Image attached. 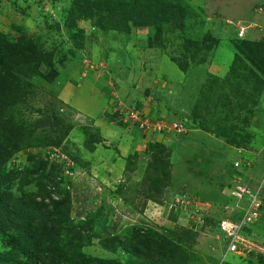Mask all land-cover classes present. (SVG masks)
<instances>
[{
  "label": "rangeland",
  "instance_id": "374dc122",
  "mask_svg": "<svg viewBox=\"0 0 264 264\" xmlns=\"http://www.w3.org/2000/svg\"><path fill=\"white\" fill-rule=\"evenodd\" d=\"M103 1L89 17L71 15L73 0H0V46L34 45L19 74L31 90L0 121L2 140L14 128L31 138L3 166L22 171L11 187L36 191L38 175L26 169L47 164L40 174L71 194L70 230L88 223L81 248L91 256L135 264L101 240L146 226L188 249L190 264H264V248L228 253L220 226L227 216L244 219L248 195L238 202L236 185L263 180L264 194V64L233 65L238 27L247 29L241 41L264 43V0H160L178 8L161 28L122 29ZM136 118L177 120L189 131L146 132ZM113 129L119 145L129 141L124 156L106 136ZM236 174L240 184L232 182ZM260 212L244 228L259 245ZM9 248L0 237V254Z\"/></svg>",
  "mask_w": 264,
  "mask_h": 264
},
{
  "label": "trees",
  "instance_id": "16d2710c",
  "mask_svg": "<svg viewBox=\"0 0 264 264\" xmlns=\"http://www.w3.org/2000/svg\"><path fill=\"white\" fill-rule=\"evenodd\" d=\"M109 1L113 8L107 11L118 19L114 24L115 29L129 28L130 25L139 27L156 25L161 28V25L167 22V19L176 16L178 11V8L166 9L162 4L164 2L160 0ZM103 2L73 0L70 13L72 16L89 13L91 17L92 7L104 9ZM69 30L73 32L72 28ZM241 40L234 45L236 57L233 65H238L244 59L264 64V43ZM33 47L32 42L0 46V121L5 112L16 103L24 102L31 90L29 82L23 81L19 74L25 72L27 65H30L29 62L34 58ZM155 47L162 46L152 48ZM16 65L18 68L14 72ZM47 77L50 79V76ZM144 93L149 96L152 90L148 89L147 92L145 90ZM135 124L140 126L138 122ZM10 135L6 141L0 137V237L10 247L6 253L0 254V259L9 264H125L118 259L99 258L83 252L81 242L85 239L88 223L82 224L78 230H70L73 210L71 194L62 190L59 184L51 182L50 174L46 176L44 173L40 174V170L46 169L47 164H41L37 170L26 169L30 175H38L36 191L20 188V194H17L13 190L10 183L17 180L22 171L5 173L2 170L3 166L15 152L23 149V145H30L31 138L26 139L24 135L22 137L15 128ZM16 135L17 137H14ZM54 144L58 145L59 142ZM30 159H35V155L32 154ZM234 164L233 169H236ZM24 185L26 182H23L21 187ZM189 207L193 208L195 214L203 213L194 206V203ZM227 219L236 222L241 218L233 215L227 216ZM246 233L250 236V230ZM101 243L111 250L121 249L135 264H190L188 249L170 238L168 232L161 233L146 226H134L123 234L101 240ZM255 254L250 252L252 256Z\"/></svg>",
  "mask_w": 264,
  "mask_h": 264
},
{
  "label": "built area",
  "instance_id": "2783aa9c",
  "mask_svg": "<svg viewBox=\"0 0 264 264\" xmlns=\"http://www.w3.org/2000/svg\"><path fill=\"white\" fill-rule=\"evenodd\" d=\"M246 31H247L246 28L238 27V30H237L238 38L239 39L246 38ZM260 31L262 33V37L264 38V27H261ZM136 122H138L140 124V128L146 132L156 131V132L161 133V132L168 131V132L186 133L188 131V128L185 127V124L178 122L177 120L167 123L165 121L154 122L152 119H149V118H143V119L136 118ZM234 166L236 169L239 168L240 162H235ZM241 181H242V176L240 174H236L234 179L232 180L234 184H240ZM262 181L258 183L260 184V187L255 185V187L252 188V186H249L248 183L243 182L244 187L236 185V187L239 190L233 189V196L238 199V202L243 201V199L246 200V198H244L246 195H248V199L247 201H245L246 203L244 204L242 208L243 209L242 211H244L243 212L244 219L238 220L236 222H234L231 219H225L220 223L221 229L223 230L224 235L226 236V239L228 241V245H229L228 253L230 254L231 252L237 253L242 248L244 249V251L248 252L249 254L250 252L262 253V252H258L255 249V248L257 249L264 248V246L261 245L262 243L259 245L258 242H254V241L251 242L250 238L247 237V233L244 232V228L249 227L247 224L256 222V220L261 214L260 211L263 210L264 194H263V190L261 187V185H263ZM226 253H227V249H226Z\"/></svg>",
  "mask_w": 264,
  "mask_h": 264
},
{
  "label": "crops",
  "instance_id": "0c3cea01",
  "mask_svg": "<svg viewBox=\"0 0 264 264\" xmlns=\"http://www.w3.org/2000/svg\"><path fill=\"white\" fill-rule=\"evenodd\" d=\"M109 132V134H107L106 136H109L110 135V141H111V143H113L114 145H118V150L120 151V155L121 156H124L125 154V152H127V149L126 148H128L129 149V141H128V139L125 137L122 141H121V144L119 145L118 144V140L114 137V134L116 133V134H118L119 133V131H116L115 129H113L112 131H108ZM114 133V134H113ZM124 153H123V152ZM215 166L216 167H218V164H217V162H215Z\"/></svg>",
  "mask_w": 264,
  "mask_h": 264
}]
</instances>
